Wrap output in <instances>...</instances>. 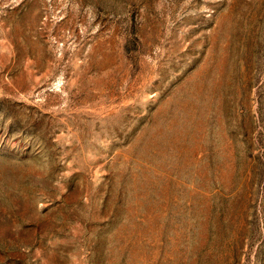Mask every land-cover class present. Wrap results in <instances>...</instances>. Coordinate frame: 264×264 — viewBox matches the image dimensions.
Instances as JSON below:
<instances>
[{
	"label": "rangeland",
	"instance_id": "rangeland-1",
	"mask_svg": "<svg viewBox=\"0 0 264 264\" xmlns=\"http://www.w3.org/2000/svg\"><path fill=\"white\" fill-rule=\"evenodd\" d=\"M0 264H264V0H0Z\"/></svg>",
	"mask_w": 264,
	"mask_h": 264
}]
</instances>
